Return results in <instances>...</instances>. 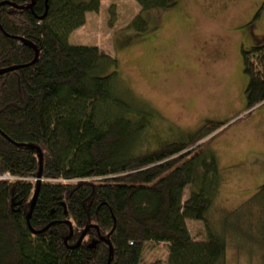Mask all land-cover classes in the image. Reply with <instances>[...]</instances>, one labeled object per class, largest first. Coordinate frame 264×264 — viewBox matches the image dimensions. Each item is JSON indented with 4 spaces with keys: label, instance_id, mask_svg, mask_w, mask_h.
Here are the masks:
<instances>
[{
    "label": "trees",
    "instance_id": "obj_1",
    "mask_svg": "<svg viewBox=\"0 0 264 264\" xmlns=\"http://www.w3.org/2000/svg\"><path fill=\"white\" fill-rule=\"evenodd\" d=\"M134 1L127 29L138 34L177 3ZM101 2L0 0V72L16 67L0 74V264H142L152 243L167 244L164 264H221L232 216L239 232L264 184L221 220L223 232L212 229L222 173L205 139L226 123L150 148L160 114L132 94L116 57L69 43ZM242 60L249 111L264 104V42ZM187 221L206 239L195 241Z\"/></svg>",
    "mask_w": 264,
    "mask_h": 264
},
{
    "label": "rangeland",
    "instance_id": "obj_2",
    "mask_svg": "<svg viewBox=\"0 0 264 264\" xmlns=\"http://www.w3.org/2000/svg\"><path fill=\"white\" fill-rule=\"evenodd\" d=\"M176 2L158 16L157 29H151L155 21L149 20V31L138 34L127 29L140 11L134 0H102L69 43L98 47L116 57L119 76L132 94L160 114L152 121L150 148L185 138L207 121L226 123L205 139L222 173L207 218L221 233V220L264 184V104L246 110L242 60L244 51L264 42V0ZM243 210L239 232L233 215V228L224 234L221 264H264V192ZM187 228L195 241L206 239L201 222L187 221ZM168 254L165 243L147 244L142 264H164Z\"/></svg>",
    "mask_w": 264,
    "mask_h": 264
},
{
    "label": "water",
    "instance_id": "obj_3",
    "mask_svg": "<svg viewBox=\"0 0 264 264\" xmlns=\"http://www.w3.org/2000/svg\"><path fill=\"white\" fill-rule=\"evenodd\" d=\"M14 69H16V67H12V68H10V69H6V70H2L1 72H0V74H3V73H7V72H10V71H12V70H14ZM40 177H41V173L38 175V183H37V187H36V194H35V196H34V199H33V201H32V206H31V208H30V210H29V213H28V218H27V220L30 218V216H31V212H32V210H33V208H34V205H35V200H36V198H37V196H38V189H39V186H40V183H41V181H40ZM89 229V227L88 228H86L85 230H84V232L81 234L82 236L80 237V239H79V241L77 242V244L75 245L76 247H78L79 245H80V243L82 242V240L85 238V233H86V231ZM70 237L72 236V227H71V225H70ZM70 237L69 238H67L66 240H65V243L67 242V240L68 239H70ZM112 251H111V248H110V253H111Z\"/></svg>",
    "mask_w": 264,
    "mask_h": 264
},
{
    "label": "flooded vegetation",
    "instance_id": "obj_4",
    "mask_svg": "<svg viewBox=\"0 0 264 264\" xmlns=\"http://www.w3.org/2000/svg\"><path fill=\"white\" fill-rule=\"evenodd\" d=\"M257 16H258V13L256 14V17H255V19L257 18ZM253 38V37H252Z\"/></svg>",
    "mask_w": 264,
    "mask_h": 264
}]
</instances>
